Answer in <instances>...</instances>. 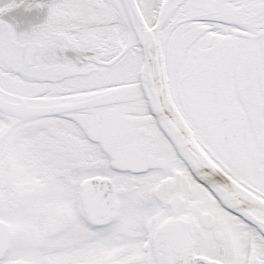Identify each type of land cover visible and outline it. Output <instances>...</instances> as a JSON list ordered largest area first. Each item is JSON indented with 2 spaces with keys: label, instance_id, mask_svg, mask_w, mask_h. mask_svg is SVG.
Here are the masks:
<instances>
[{
  "label": "snow or ice",
  "instance_id": "1",
  "mask_svg": "<svg viewBox=\"0 0 264 264\" xmlns=\"http://www.w3.org/2000/svg\"><path fill=\"white\" fill-rule=\"evenodd\" d=\"M0 264H264V0H0Z\"/></svg>",
  "mask_w": 264,
  "mask_h": 264
}]
</instances>
